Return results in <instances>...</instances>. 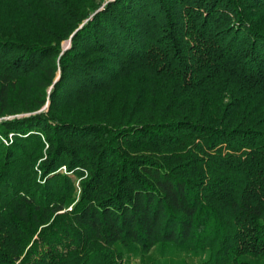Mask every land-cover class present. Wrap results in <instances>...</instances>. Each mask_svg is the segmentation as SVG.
<instances>
[{"label": "trees", "instance_id": "obj_1", "mask_svg": "<svg viewBox=\"0 0 264 264\" xmlns=\"http://www.w3.org/2000/svg\"><path fill=\"white\" fill-rule=\"evenodd\" d=\"M0 264H264V0H0Z\"/></svg>", "mask_w": 264, "mask_h": 264}, {"label": "rangeland", "instance_id": "obj_2", "mask_svg": "<svg viewBox=\"0 0 264 264\" xmlns=\"http://www.w3.org/2000/svg\"><path fill=\"white\" fill-rule=\"evenodd\" d=\"M69 45V41H66L65 42V46L67 47Z\"/></svg>", "mask_w": 264, "mask_h": 264}]
</instances>
